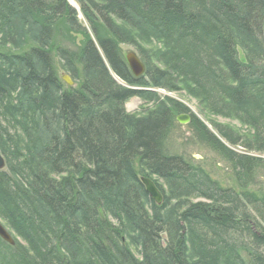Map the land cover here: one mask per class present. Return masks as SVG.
Here are the masks:
<instances>
[{
  "label": "trees",
  "instance_id": "obj_1",
  "mask_svg": "<svg viewBox=\"0 0 264 264\" xmlns=\"http://www.w3.org/2000/svg\"><path fill=\"white\" fill-rule=\"evenodd\" d=\"M74 1L0 0V264H264V0ZM181 113L232 183L169 148Z\"/></svg>",
  "mask_w": 264,
  "mask_h": 264
},
{
  "label": "rangeland",
  "instance_id": "obj_2",
  "mask_svg": "<svg viewBox=\"0 0 264 264\" xmlns=\"http://www.w3.org/2000/svg\"><path fill=\"white\" fill-rule=\"evenodd\" d=\"M122 48L125 54L129 50L137 52L135 47L131 45H122ZM60 73L62 75L66 74L63 69L60 70ZM118 81L125 85L122 80L118 79ZM157 90L159 95L168 96L186 104L190 108L191 112L200 120H202L205 124H207L210 129H212L216 134H218V132L215 129L214 124L212 123L213 121L223 124H236L237 126L240 125L235 120L232 121L231 119L222 116L210 114L208 110H205L203 105H200L199 100L188 96L185 91L169 92L164 89ZM151 105H148L147 107H150ZM144 106V101L139 97H133L126 103L127 110L135 113H142L144 111V108H146V106ZM168 145L171 150L176 151L179 154L206 167L208 170L211 171L214 177L224 181L227 185L228 183H232L233 177L228 163L223 160L215 150L200 141V138L190 127V124H183L177 121L176 127L170 134ZM239 150L242 151V148L239 147ZM261 181L264 185V179H262ZM0 220L4 224V226L10 231V233L15 237V235L13 234L9 226L6 225L4 220L2 218H0Z\"/></svg>",
  "mask_w": 264,
  "mask_h": 264
},
{
  "label": "water",
  "instance_id": "obj_3",
  "mask_svg": "<svg viewBox=\"0 0 264 264\" xmlns=\"http://www.w3.org/2000/svg\"><path fill=\"white\" fill-rule=\"evenodd\" d=\"M71 4L78 8L76 2L74 0H70ZM126 61L129 65V68L131 69L132 73L139 77L145 73L146 66L138 53H136L133 50H129L125 54ZM62 79L70 86H74L75 82L71 78L69 74H63ZM177 121L179 123H189L191 121V114L189 113H181L177 116ZM209 127V126H208ZM210 128V127H209ZM6 168V159L4 155L2 154L0 150V170H3ZM141 180L143 184L145 185L146 191L149 194V196L155 200L156 203L161 204L163 200V195L154 180H152L150 177L142 176ZM0 238L7 242L10 245H15V239L14 236L10 233V231L4 226V224L0 220Z\"/></svg>",
  "mask_w": 264,
  "mask_h": 264
},
{
  "label": "bare ground",
  "instance_id": "obj_4",
  "mask_svg": "<svg viewBox=\"0 0 264 264\" xmlns=\"http://www.w3.org/2000/svg\"><path fill=\"white\" fill-rule=\"evenodd\" d=\"M13 246V245H12Z\"/></svg>",
  "mask_w": 264,
  "mask_h": 264
}]
</instances>
